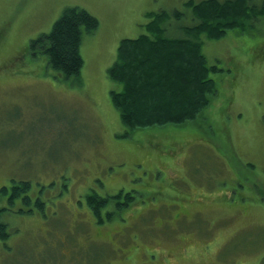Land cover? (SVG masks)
Instances as JSON below:
<instances>
[{
	"label": "rangeland",
	"instance_id": "rangeland-1",
	"mask_svg": "<svg viewBox=\"0 0 264 264\" xmlns=\"http://www.w3.org/2000/svg\"><path fill=\"white\" fill-rule=\"evenodd\" d=\"M187 1L0 0V189L30 179L46 202L3 211L0 264H264V15L202 36L216 93L197 119L130 132L112 102L121 40L160 10L185 13L168 24L183 35ZM70 5L100 25L84 33L80 75L66 78L29 43ZM121 189L131 204L111 219L110 204L99 223L86 194Z\"/></svg>",
	"mask_w": 264,
	"mask_h": 264
},
{
	"label": "trees",
	"instance_id": "trees-1",
	"mask_svg": "<svg viewBox=\"0 0 264 264\" xmlns=\"http://www.w3.org/2000/svg\"><path fill=\"white\" fill-rule=\"evenodd\" d=\"M193 22L182 25L183 35L172 34L168 24L171 18L185 16L181 10L149 11L145 31L134 38H123L117 59L108 69V76L122 84L120 91L112 90V102L119 110L120 119L128 131L167 125H184L197 119L211 103L216 83L209 76L210 66L202 50V36L218 39L229 30L248 26L251 18L264 15V2L250 0H189ZM100 25L98 17L85 7L67 6L53 23L50 31L31 39L29 48L37 56L45 54L48 65L67 77L79 76L84 65L81 45L84 33H94ZM30 179L12 178L1 186V194L8 205L0 209V239L10 235L8 223L2 213L11 210L21 200L32 213L44 210L46 202L30 194ZM134 196L123 189L115 194L101 195L96 190L86 194V201L98 218L104 221V209L115 204L116 210H106L108 218L113 212L128 207ZM111 219V218H110Z\"/></svg>",
	"mask_w": 264,
	"mask_h": 264
}]
</instances>
